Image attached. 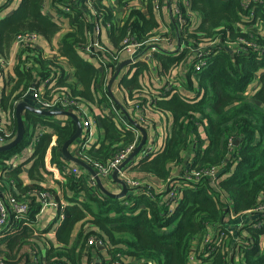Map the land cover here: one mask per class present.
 Instances as JSON below:
<instances>
[{
	"label": "trees",
	"instance_id": "1",
	"mask_svg": "<svg viewBox=\"0 0 264 264\" xmlns=\"http://www.w3.org/2000/svg\"><path fill=\"white\" fill-rule=\"evenodd\" d=\"M14 1L5 0L0 14ZM18 1L10 15L0 17L2 54L12 48L18 33L35 32L47 39L61 28L65 33L56 51L27 48L10 75L4 70V113L15 111L36 76L38 80L53 74L59 79L55 94H72L89 104L92 115L94 107L101 112L105 135L86 154L108 165L121 148L139 143L140 137L120 126L113 114L108 115L112 98L104 90L101 65L86 60L83 48L94 20L87 18L86 11L91 10L86 0H51L55 12L68 21L66 27L42 12L43 0ZM90 1L101 26L114 20L115 10L108 0ZM117 1L128 14L108 28L113 39L107 47L116 49L128 34L144 47L157 37L168 42L172 36L174 40L173 30L168 31L154 12L165 0H143L148 14L138 0ZM172 1L181 13L180 54L171 55L165 45H151L150 60L139 59L120 78L128 101L134 100L136 93L139 104L146 106L150 99L146 93L151 94L154 109L173 117L164 148L157 153L144 149V156L133 166L162 179L165 189L149 192L142 187L144 190L121 198L103 193L86 172L75 174L66 169L74 166L63 157L62 146L75 133V121L28 112L24 140L0 152V189L30 207L23 220L10 215V227L17 231L7 229L0 237V261L4 264L18 263L24 257L30 264L22 249L36 224L40 226L36 214L43 205L37 191L44 188L41 176L51 173L44 159L53 137L52 163L64 174L63 194L68 203L59 213H64L65 221L57 243L49 241L45 257L37 264H79L82 252L90 251V239L107 241L113 260L123 264H264V0ZM70 3L74 5L71 11H63L64 4ZM200 60L204 64L197 70ZM113 63L115 68L117 63ZM180 65L182 85L195 94L193 97L177 91L170 95L171 90L165 87L147 89L145 81L153 79L152 72L167 75ZM58 69L59 75H55ZM67 70H73L74 83L65 78ZM78 84L84 87L79 89ZM37 124L49 130L42 131L36 142L37 158L28 171L31 182L26 183L22 164L11 167L9 161L27 146ZM12 125L17 131L15 119ZM9 197L6 195L7 202ZM242 216L241 224H235L234 218ZM79 222L81 228L72 239Z\"/></svg>",
	"mask_w": 264,
	"mask_h": 264
},
{
	"label": "crops",
	"instance_id": "2",
	"mask_svg": "<svg viewBox=\"0 0 264 264\" xmlns=\"http://www.w3.org/2000/svg\"><path fill=\"white\" fill-rule=\"evenodd\" d=\"M4 1L5 0H0V5ZM138 2H139V6L143 9V11L146 14H148V7L145 6L144 1L138 0ZM18 5H19V1L15 0L13 3H11V5L5 7L2 10V15L0 14V17L2 18V17H5L7 15H10L13 12V10L17 8ZM175 5L176 4L174 3V1L165 0L162 2V4L160 5V7L158 9L154 10V12H156L158 14V18L161 21L166 23V28L168 29V31H170V29L173 30L172 34L175 37L173 40V44L169 45L168 42H166L164 40L163 41H156L157 39H155L151 44L152 46H158L159 45V46H161V48L163 47V45H165V48H164L165 51H169V53H171V55L180 54L179 52L181 49V44H180L181 41H180L179 37L177 36V31H178L177 21H178V24H180V22L176 16V6ZM114 10H115V14L116 15L121 14V17L117 18V20L114 22L113 26L118 25V23H121L127 17V14H128V10L123 6L122 7L119 6L118 4H117L116 9H114ZM42 12L44 14H47L53 20L56 19L55 21H57L59 24L65 26V27L68 25V23H67L68 21L66 19H63V18L61 19L60 15L55 12L54 7H52L51 0H43ZM86 14H87V16L90 17L89 18L90 20L94 19V17H92L91 12H88V10L86 11ZM109 23L106 26L102 25V32H101V39L103 42H105L107 44H109L112 41L111 40L112 34L110 35L111 30L110 31L108 30ZM94 30H95V28L93 27V22H92L91 28L89 29V32H88V39H90L91 35H92V38H98L97 34H95V35L91 34V31H94ZM64 33H65V30L61 28L56 33V35L51 37L52 39H50V38L47 39V38H44L40 35V39L37 41L38 47L41 50H44L47 52L56 51V47H57L58 43L60 42L62 35ZM112 39H113V37H112ZM14 44L15 43H13L12 48L8 52L4 53L11 60V63H10L11 65L7 68L9 71V75L11 74V71H13V69H14L13 67L15 66L16 61L18 59H20L21 56L23 57V55H24L23 53L25 52V49L19 50L15 47ZM151 45L146 46L143 49L145 53L147 52L148 54H150L149 49L151 48ZM85 57H86V60H88L89 62H91L93 64H94V62L96 63V61L94 60V56L87 54V55H85ZM128 59L129 58L127 57V55H124L120 61V65H121V63H123L125 60H128ZM97 63L99 64V62H97ZM129 67H130V64L124 66V68L121 70L119 76L116 78V80L112 84V92H113L115 98L126 107L127 111H130V108H128V107H129V105L131 106V104H130L131 100L128 101V96H127L126 92H124V90L120 87V78L123 74H125L129 70ZM175 69H173V70H175ZM173 70H170V71H173ZM67 72H68L69 76H67V77L65 76V78L68 79L67 81L74 83L75 81L72 79L73 78V70L72 71L67 70ZM114 74H115V72L110 74L109 82L111 81ZM14 75L15 74H13L11 76L14 77ZM151 75L153 76V79L151 80V84L153 86L151 87V86H149L150 83L146 84V82H145V84L148 86L147 89H150V90H152L155 87L154 83L156 81H160L159 74L155 75V73L152 72ZM178 75H179V73H178ZM37 77L38 76H36V78L34 79V84L37 81ZM155 78H156V80H155V82H153V80ZM58 81H59V79H57L55 82V85H54L55 88L57 86H59ZM146 81H149V80H146ZM179 83L181 84L180 81H179ZM83 87H84L83 85H79V89H82ZM181 89H182V86H181ZM116 92L122 93L121 97L118 96ZM181 93L184 94L183 92H181ZM186 93H190V95L186 94V96H188V97H193L195 95L193 92H190V91H186ZM27 102H29L31 105H34V106L36 105L35 101L32 98H28ZM127 102L129 105H127ZM85 106L88 108V110H90L89 104L85 103ZM104 108H105V106H104ZM93 109H94L93 115H92V119H93V146L96 147L97 145L100 144V141L103 139V137L105 135V130L101 124V120H102L101 119V112H99V110H97V107H94ZM0 111H4L3 108L1 107V100H0ZM28 112L34 113L28 109L24 110L23 118H24L25 127L28 124V121L26 119V114ZM145 113H146V117H145ZM4 114L6 116L10 117V127H11L12 131L14 132V137H15L17 134V131L14 130L12 124L14 122V119L17 122L16 108H15L14 112H7ZM141 115H143L144 119L146 120L143 124H144V130L147 133V140H146L144 147L140 150L138 155L133 158V160L131 161L130 164H128L124 167V169L127 170V178H128V176H131V177L135 176L136 178L141 179V184H140L141 186L140 185L131 186L126 182L130 188L128 193L131 191H135V192L141 191V189L144 190V188H142V187H146L149 192L155 191V190L161 191V190H164L166 187V183L162 179H160L159 177H156L150 173H146V172L137 170V169L133 168V166H136L138 164L139 160L142 158V156H144V154H145L144 149H147V150L150 149L152 152L157 153L164 148V146L166 145L168 138L170 136V132L172 129V123H173V117L169 112H167L165 110H159V109H153V108L152 109L149 108V109L140 111L139 116H141ZM54 117L58 118L60 116H54ZM64 117H65V120L67 118H70L67 116H64ZM137 118H138V116H137ZM70 119H72V118H70ZM120 126H122V125H120ZM48 128L44 127L42 129V131H44L45 129L49 130ZM14 137H13V139H14ZM142 138H143V134L140 131L139 143L141 142ZM55 141H56L55 137H53L52 143H51L50 147L48 148V150L45 154V159H44L45 160L44 166L51 173L45 174V177L41 176L43 178L42 184H44L43 185L44 188L41 191H37V195L39 192H42V191L43 192H47V191L51 192L50 194H52V195H50V197L48 199L49 205H44L42 197L38 195L39 198L41 199V202L43 205V208L41 209V211L38 214H36V217H37L36 221L38 222V224L40 226L37 227V224H36V229L34 228L35 231H34L33 235L28 237L29 242L22 249V253H28V258H29L28 261L30 262V264H37L39 259L45 257V255H46L45 253H47L46 249L49 248L48 247L49 241L52 242L53 244L57 243V241H56L57 233L65 221L64 213H61V214H63L62 216H61V214L59 216V213H60V210L63 212V210L66 208L67 203H68L67 199L65 198V194H63V192H64L63 189H65L64 185H65L66 179H65L64 174L62 173L61 169L57 165L52 163V152H51V150H52V146L56 143ZM78 141L79 140L77 139L70 146V151L73 155H75V150H76ZM139 143H138V145H139ZM35 150H36V146L34 148L33 157L31 159L26 160L25 162L21 163L22 164V170H23L22 177L26 183L31 182V179L29 178V175H28V171L30 170L31 166L34 164V162L36 161V158H37V156H35ZM63 157L65 158V160H67L70 163L71 166L80 167L82 169L80 172L81 173L86 172L87 175H89L90 181L92 180L93 183L97 185V182L94 180L92 174L89 171L84 169L79 164L72 162L70 159L66 158L64 156V154H63ZM100 176L102 178L103 184L105 185V187L108 190H110L114 193H121L122 192L123 186L117 180H115L113 178V172H112V176L110 179L105 178L102 175H100ZM118 176H119V178H121L125 181V177L122 176L121 173H119ZM149 183H152L151 185H158V184L159 185L158 186H148V185H150ZM68 192L70 195H72V196L74 195L70 192L69 189H68ZM35 193H36V191H35ZM3 194L5 197H6V195H7V197H9L11 192L8 193L9 195L6 194L5 192H3ZM151 195H152V193H151ZM81 225H82L81 222L77 223L76 227L74 228V230L72 232V236H71L72 239L77 236V234L81 228ZM7 229H8V232H10V233H15L17 231V229H11V227L9 226L5 230L0 232V237L6 235L5 231ZM87 247L90 248V251L82 252L81 258L79 260V264H117L116 261L113 260L114 259L113 255L109 251L107 241L105 242L104 240H98L96 242V244H92L90 246L87 245ZM43 261H45V260H43ZM26 262H27L26 257H24L20 262L15 263V264H26ZM149 264H153V263L149 262Z\"/></svg>",
	"mask_w": 264,
	"mask_h": 264
},
{
	"label": "built area",
	"instance_id": "3",
	"mask_svg": "<svg viewBox=\"0 0 264 264\" xmlns=\"http://www.w3.org/2000/svg\"><path fill=\"white\" fill-rule=\"evenodd\" d=\"M86 4L88 8L91 10L92 17H94L93 20V27L95 28L94 31H91V34L98 35V38H92V35L90 39L88 40V43L84 46L83 50L90 54L91 56H94L97 58L99 64L101 65L102 73H104V81H103V87L106 92H110L108 90V84H109V73H114L118 70V67L120 65V61L124 55H127L129 59L135 58L137 55L142 54L139 58L134 60L131 64H135L138 62L139 59L143 60H149L150 54L147 52L144 53V45L136 40V37H134L131 34H128L124 40L119 44V47H116V49H110L107 47V45L102 41L101 39V32H102V26L99 21H97L96 16L99 15V13L93 9V3L90 0H86ZM72 6L70 4H64L62 7V10L65 12H69L72 9ZM157 8L160 7L159 4L156 5ZM176 16L179 19V22L181 23V13L178 7H176ZM87 18H90L87 16ZM96 18V19H95ZM118 15H115L114 20H112L109 23V28L113 27L114 22L117 20ZM95 25V26H94ZM177 33H180L179 30ZM40 39V34L35 32H21L18 33L14 45L17 49L23 50L27 48H39L38 47V40ZM180 39V37H179ZM156 41H163L161 37H157ZM168 44H173V38L172 36H169L167 38ZM113 62L117 63L116 67L112 64ZM10 58H8L7 55H4L0 52V100L3 96L4 92V70L7 69L11 64ZM130 64V65H131ZM204 62L200 60L197 65L196 69L200 70L203 66ZM112 65V66H111ZM114 68V69H113ZM136 67H133L132 71L135 70ZM55 75H59V69L57 72H54ZM57 78L51 74L48 77H42L39 78L34 85L30 86L26 92L24 93L23 98L20 101H27L28 98H32L35 103L36 107H39L44 110H65L70 111L75 114H77L82 121L83 131L81 136L78 138V144L75 150V155L81 159H83L85 162L90 164L92 167H94L97 172L104 176L105 178L110 179L112 176V172L114 169H116L124 160H126L137 148L138 142L135 141L123 148L120 149V151L115 155V157L110 161V163L106 166L102 165L98 161L93 160L90 156L86 154V150L93 146V119H92V112L88 110V108L85 106V103L81 101L80 99L74 97L72 94L69 93H62V94H55L56 88L54 87L55 82ZM43 88V90H42ZM172 93L174 91H171ZM148 97V96H147ZM150 98V97H149ZM151 99V98H150ZM149 99V100H150ZM18 101L17 104L20 102ZM136 101V93L134 100L130 101L131 108L129 114L133 120H135L140 126L143 125L145 122L144 116H139V112L146 110L147 106H141L140 104L134 103ZM152 100H150V103ZM111 109L109 108L107 110L108 115H112V118L114 117L117 119V121L120 122V124L129 130L135 131L137 135V139H139V131L138 128L128 119V117L124 114V112L119 108L116 104L117 102L112 98L111 99ZM126 108V107H125ZM151 108L154 109V106L152 105ZM138 116V118H137ZM47 117H53V116H47ZM44 125L37 124L34 126V131L32 134L31 139L29 140V143L27 146H25L21 151L15 153L13 157L10 159L9 163L11 167L19 166L22 162H25L26 160H29L33 157L34 154V148L36 146V142L39 139L42 129ZM14 137V132L12 131L10 127V117L6 116L4 114V111H0V144H5L10 142ZM140 141V140H139ZM152 152L150 149H148L147 153ZM155 153V152H153ZM68 171H72L75 174H80L81 168L80 167H71L66 168ZM119 173L122 174V176L125 177V181L131 185V186H138V182L131 181L127 178V170L121 169ZM39 196L42 197L43 204L49 205V197L50 192H39ZM30 211V207L28 206V203L26 202H19L16 198L11 197L9 202L6 201L5 198H0V232L7 227L10 226L11 223V217L10 215L13 213L16 219L23 220ZM63 214H61L62 216ZM98 240L90 239L89 244H96ZM117 264H123V262L116 261ZM0 264H4L2 261H0Z\"/></svg>",
	"mask_w": 264,
	"mask_h": 264
},
{
	"label": "water",
	"instance_id": "4",
	"mask_svg": "<svg viewBox=\"0 0 264 264\" xmlns=\"http://www.w3.org/2000/svg\"><path fill=\"white\" fill-rule=\"evenodd\" d=\"M140 56H142V54H139L135 58L125 60L123 63H121V65L119 66L118 70L115 72V74L113 75L111 81L108 84V90H109L110 95L112 96V98L118 104H120V108L124 112V114L128 117V119L143 134V138H142L141 142L139 143V145L137 146L136 150L126 160H124L116 169H114V171H113V178L115 180H117L120 184H122V186H123V190H122L121 193H114V192L108 190L105 187V185L103 184L102 178L99 175V173L97 172V170L94 167H92L90 164L85 162L83 159H81V158H79V157H77V156H75V155H73L71 153L70 146L81 136L82 131H83L81 119L79 118L78 115H76L73 112L65 111V110H52V111L51 110H44V109H41V108L36 107L34 105H31L29 102H27L25 100L20 101L16 105V118H17V128H18L17 129V134L14 137V139L11 140L10 142L5 143V144H0V152H7V151L11 150L12 148L16 147L19 143H21L24 140L25 133H26V127H25V123H24L23 112H24L25 109H28V110L34 112L35 114H38V115H41V116H67V117H70L76 123V131L68 140H66V142L62 146V153L64 154V156L66 158L70 159L72 162H75V163L79 164L84 169L89 171L92 174L94 180L97 182V185L99 186V188L105 194H107V195H109L111 197H114V198H121V197L126 196L128 191L130 190V188L127 185L126 181H124L123 179L119 178V176H118L119 175V171L121 169H123L126 165L130 164L131 161L133 160V158L135 156H137L138 153L140 152V150L144 147V145L146 143V140H147V133L144 130V128H142V126H140L135 120H133L131 118V116H130L129 112L126 110L125 106L122 103H120L115 98V96H114V94L112 92V84L114 83L116 78L119 76V74H120L121 70L124 68V66H126L128 64H131L134 60H136ZM149 60H150V58H149ZM0 198H5V196H4V194H3L1 189H0Z\"/></svg>",
	"mask_w": 264,
	"mask_h": 264
},
{
	"label": "rangeland",
	"instance_id": "5",
	"mask_svg": "<svg viewBox=\"0 0 264 264\" xmlns=\"http://www.w3.org/2000/svg\"><path fill=\"white\" fill-rule=\"evenodd\" d=\"M104 1H106V0H104ZM111 4H112V6L114 7V9H116V7H117V3H118V1L117 0H108ZM84 6V5H83ZM121 17V14H118V18H120ZM178 19V18H177ZM179 20V19H178ZM177 27H179V24H178V21H177ZM177 36L178 37H180V33H177ZM105 43V42H104ZM106 45H108L107 43H105ZM94 59H95V61L96 62H98V60H97V58L96 57H94ZM94 64H95V62H94ZM181 68H182V65H180V66H178L175 70H173V71H169L170 73L169 74H162V75H159V77H160V81H156L155 83H154V85H155V87L152 89V90H155V88L156 89H161V88H163V87H165V88H167V89H169V90H171V91H174V92H179L180 94H181V92H183L184 93V97L186 96V94L187 95H190V93H186V89H185V87H184V85H182V80L180 79V77H179V75H178V73L180 72V70H181ZM154 70V69H153ZM146 77L147 76H149L148 74L147 75H145ZM143 80H145V78H144V76H143ZM179 81L181 82V84L179 83ZM146 82V84H149V86H153L152 84H151V80H149V81H145ZM171 86H174V87H171ZM181 86H182V89H181ZM180 87V88H179ZM42 90H43V88H42ZM173 92V93H174ZM117 93V92H116ZM120 93V92H119ZM117 93V95L118 96H120L121 97V95H122V93ZM172 92L170 93V95L171 94H173ZM146 95L148 96V97H152L151 96V94H148V93H146ZM169 95V96H170ZM137 96V95H136ZM150 100H152V102L150 103ZM148 102H147V104H146V106H147V109H152L151 108V106L153 105V99H150ZM132 101V100H131ZM140 101H141V99L137 96L136 97V101L134 102V103H136V105L137 104H139L140 103ZM145 117H146V113H145ZM63 117H61V119H62ZM146 121V120H145ZM142 128H144V124L142 125ZM137 134V133H136ZM138 135V134H137ZM128 179L129 180H131V181H136V182H138V184L140 185L141 184V179H138V178H136L135 176H133V177H131V176H128ZM169 181V180H168ZM192 181H194V182H198L199 181V179H194V180H192ZM150 185H148V186H158V185H151L152 183H149ZM141 186V185H140ZM244 220V216H242V217H237V218H234V222H235V224H237V223H239V224H241V222ZM234 228V227H233ZM233 228H231V229H233ZM233 230H235V229H233Z\"/></svg>",
	"mask_w": 264,
	"mask_h": 264
}]
</instances>
